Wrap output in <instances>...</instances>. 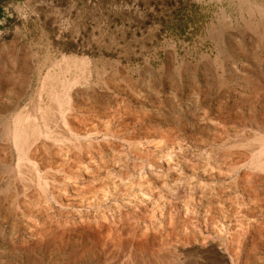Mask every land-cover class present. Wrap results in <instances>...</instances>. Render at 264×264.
Returning <instances> with one entry per match:
<instances>
[{
  "label": "rangeland",
  "instance_id": "rangeland-1",
  "mask_svg": "<svg viewBox=\"0 0 264 264\" xmlns=\"http://www.w3.org/2000/svg\"><path fill=\"white\" fill-rule=\"evenodd\" d=\"M0 4V264H264V0Z\"/></svg>",
  "mask_w": 264,
  "mask_h": 264
},
{
  "label": "bare ground",
  "instance_id": "bare-ground-1",
  "mask_svg": "<svg viewBox=\"0 0 264 264\" xmlns=\"http://www.w3.org/2000/svg\"><path fill=\"white\" fill-rule=\"evenodd\" d=\"M29 124V123H28ZM26 129V128H25ZM28 135V134H26ZM24 135V133L22 132H16L15 133V137H14V141H15V145L17 146L18 150L20 152H25L24 149H26V145L28 143V137ZM28 146V145H27ZM27 152V151H26ZM23 154V153H22ZM26 154V153H25ZM24 154V155H25ZM263 156V155H262ZM21 158V157H20ZM254 165V164H253ZM259 167V166H258Z\"/></svg>",
  "mask_w": 264,
  "mask_h": 264
},
{
  "label": "crops",
  "instance_id": "crops-1",
  "mask_svg": "<svg viewBox=\"0 0 264 264\" xmlns=\"http://www.w3.org/2000/svg\"><path fill=\"white\" fill-rule=\"evenodd\" d=\"M3 2L6 1V0H2Z\"/></svg>",
  "mask_w": 264,
  "mask_h": 264
},
{
  "label": "trees",
  "instance_id": "trees-1",
  "mask_svg": "<svg viewBox=\"0 0 264 264\" xmlns=\"http://www.w3.org/2000/svg\"><path fill=\"white\" fill-rule=\"evenodd\" d=\"M2 0H0V2H1ZM1 5V4H0Z\"/></svg>",
  "mask_w": 264,
  "mask_h": 264
}]
</instances>
